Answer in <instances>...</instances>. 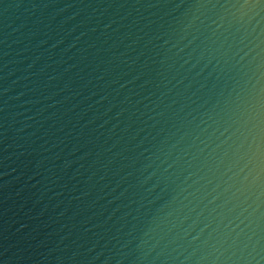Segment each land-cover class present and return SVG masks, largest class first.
Returning a JSON list of instances; mask_svg holds the SVG:
<instances>
[{
  "label": "water",
  "instance_id": "water-1",
  "mask_svg": "<svg viewBox=\"0 0 264 264\" xmlns=\"http://www.w3.org/2000/svg\"><path fill=\"white\" fill-rule=\"evenodd\" d=\"M0 264H264V0H0Z\"/></svg>",
  "mask_w": 264,
  "mask_h": 264
}]
</instances>
